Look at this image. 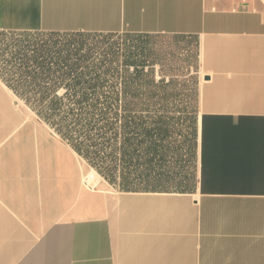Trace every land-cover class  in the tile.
<instances>
[{"label":"crops","instance_id":"obj_1","mask_svg":"<svg viewBox=\"0 0 264 264\" xmlns=\"http://www.w3.org/2000/svg\"><path fill=\"white\" fill-rule=\"evenodd\" d=\"M0 31L199 41L197 146L165 189L88 182L0 79V264H264V0H0Z\"/></svg>","mask_w":264,"mask_h":264},{"label":"trees","instance_id":"obj_2","mask_svg":"<svg viewBox=\"0 0 264 264\" xmlns=\"http://www.w3.org/2000/svg\"><path fill=\"white\" fill-rule=\"evenodd\" d=\"M188 40L195 74L166 82ZM198 52L178 34L12 31L0 79L109 183L165 189L198 133Z\"/></svg>","mask_w":264,"mask_h":264},{"label":"rangeland","instance_id":"obj_3","mask_svg":"<svg viewBox=\"0 0 264 264\" xmlns=\"http://www.w3.org/2000/svg\"><path fill=\"white\" fill-rule=\"evenodd\" d=\"M10 32L12 31H0V34L4 33L8 35ZM119 34H124V33H119ZM195 51H196L195 42L189 43L188 40V41H183L182 44L178 45L179 60L174 65L175 68L171 69L172 71H169L168 68L166 69V71H164L166 72V82H169L172 76H174L175 80L182 82L186 79H189L191 75L195 74V64H196V59L194 56ZM157 70H159V67H157ZM160 78H161V74L158 73L157 79L159 80ZM190 142L192 145L194 144V146H191V153H193L194 149H196L197 146V135L195 138L191 137ZM83 168L85 173L84 175H87L92 171L98 173L93 167L87 165L84 161H83ZM100 176H101V180L97 186L108 185L107 184L108 181L102 175ZM111 186H113L114 188H118V186H115L113 184H111Z\"/></svg>","mask_w":264,"mask_h":264},{"label":"bare ground","instance_id":"obj_4","mask_svg":"<svg viewBox=\"0 0 264 264\" xmlns=\"http://www.w3.org/2000/svg\"><path fill=\"white\" fill-rule=\"evenodd\" d=\"M86 179L88 182H94L97 185L101 180V176L95 171H92L86 175Z\"/></svg>","mask_w":264,"mask_h":264},{"label":"built area","instance_id":"obj_5","mask_svg":"<svg viewBox=\"0 0 264 264\" xmlns=\"http://www.w3.org/2000/svg\"><path fill=\"white\" fill-rule=\"evenodd\" d=\"M88 184V183H87ZM88 185H90L91 186V184H88Z\"/></svg>","mask_w":264,"mask_h":264}]
</instances>
